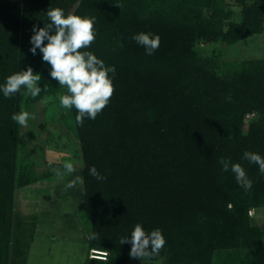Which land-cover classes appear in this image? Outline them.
<instances>
[{
    "label": "trees",
    "instance_id": "trees-1",
    "mask_svg": "<svg viewBox=\"0 0 264 264\" xmlns=\"http://www.w3.org/2000/svg\"><path fill=\"white\" fill-rule=\"evenodd\" d=\"M76 1L0 0V85L28 67L39 72L43 54H32L30 40L34 26L50 23V8L95 18L96 39L84 51L115 67L109 73L115 91L96 119L76 123L83 207L96 237L90 247L110 256L86 264H128L131 243L120 241H130L138 223L165 237L152 260L213 264L216 253L234 248L242 256L236 264H264V241L248 215L264 204V174L243 158L246 151L264 157V59H248L240 71L222 77L194 46L198 38L235 43L260 33L264 0H239L244 20L227 29L224 0H81L72 9ZM205 8L212 10L208 17ZM141 32L160 36L152 55L132 39ZM38 74L42 90L54 89L57 80ZM25 92L6 98L0 91V264H7L13 226L19 130L11 117ZM35 98L28 95L26 102ZM71 112L76 118L75 108ZM253 112L260 118L245 130L246 115ZM222 159L244 168L250 190L237 183L231 167L223 171ZM93 166L105 180L90 175Z\"/></svg>",
    "mask_w": 264,
    "mask_h": 264
},
{
    "label": "rangeland",
    "instance_id": "rangeland-1",
    "mask_svg": "<svg viewBox=\"0 0 264 264\" xmlns=\"http://www.w3.org/2000/svg\"><path fill=\"white\" fill-rule=\"evenodd\" d=\"M80 1L77 0L72 9ZM253 1L248 0V3ZM224 5L230 14L225 20V29L232 22H243L242 2L224 0ZM211 13V9L205 8V17ZM194 46L199 55L208 60V67L214 74L224 77L238 72L244 61L264 59V14L260 33L250 34L235 43L198 38ZM40 72L49 80L53 79L51 65L47 62L43 61ZM61 88L57 81L54 89L47 86L46 91L42 90L32 102H26L27 96L24 95L19 104L18 113L27 111L35 119H29L27 126L18 125L12 195L13 226L7 264H86L87 259H95L90 257L92 248L89 243L93 221L83 207L85 186L77 184L75 188L65 190L68 181L77 175L83 177L84 158L72 109H64L59 103ZM259 118V112L247 114L245 130L252 120ZM66 162L73 163L75 172L61 180L52 169L63 171ZM248 215L251 224L259 227L264 241V204L251 207ZM241 257L231 248L223 255L216 253L213 264H236ZM128 264H165V261L151 258L142 261L130 257Z\"/></svg>",
    "mask_w": 264,
    "mask_h": 264
},
{
    "label": "clouds",
    "instance_id": "clouds-1",
    "mask_svg": "<svg viewBox=\"0 0 264 264\" xmlns=\"http://www.w3.org/2000/svg\"><path fill=\"white\" fill-rule=\"evenodd\" d=\"M46 15L50 23L40 28L33 27L34 35L31 36L30 51L35 55L39 49L43 54V61L51 65V77L59 82L60 87L67 89V94L59 95L60 105L64 109L75 108L76 122L82 126L85 118L96 119L110 102L115 89L109 73L114 75L116 69L114 66H106L105 62L98 59L92 52L84 51L95 42V18L72 13L65 15L61 8H50ZM132 39L145 48L147 55H152L160 46L159 35L141 32L134 35ZM45 40L47 44L44 43ZM40 81L41 76L28 67L26 71H19L8 76L6 82L0 85V91L8 98L24 88L25 96L31 95L35 98L42 92L38 86ZM43 91H46V85ZM11 119L24 127L27 126L28 120L35 119V116L27 111H21L13 114ZM243 158L257 164L261 174H264V157L246 151ZM220 163L223 171H228L231 167L240 186L245 190L251 189L252 181L239 163H231L223 159ZM52 171L56 177L63 180L67 175L75 172V167L72 162H66L63 164V171L60 168H53ZM89 172L98 181L106 179L95 166L90 168ZM77 184L83 186V177L77 175L68 181L65 190L75 188ZM94 238H96L95 234L90 236V239ZM120 243H131L129 256L144 261L158 256L166 240L160 229L149 233L138 223L131 232V240L122 237Z\"/></svg>",
    "mask_w": 264,
    "mask_h": 264
},
{
    "label": "built area",
    "instance_id": "built-area-1",
    "mask_svg": "<svg viewBox=\"0 0 264 264\" xmlns=\"http://www.w3.org/2000/svg\"><path fill=\"white\" fill-rule=\"evenodd\" d=\"M90 257L100 260L108 259V251L98 248H92L90 252Z\"/></svg>",
    "mask_w": 264,
    "mask_h": 264
}]
</instances>
